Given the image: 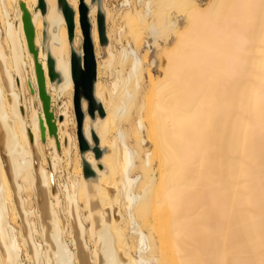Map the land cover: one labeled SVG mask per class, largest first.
<instances>
[{
	"label": "bare ground",
	"instance_id": "1",
	"mask_svg": "<svg viewBox=\"0 0 264 264\" xmlns=\"http://www.w3.org/2000/svg\"><path fill=\"white\" fill-rule=\"evenodd\" d=\"M113 1L0 0V264H264V0Z\"/></svg>",
	"mask_w": 264,
	"mask_h": 264
},
{
	"label": "water",
	"instance_id": "2",
	"mask_svg": "<svg viewBox=\"0 0 264 264\" xmlns=\"http://www.w3.org/2000/svg\"><path fill=\"white\" fill-rule=\"evenodd\" d=\"M79 22L81 26V31L83 35L82 49H83V57H82V66L79 65V62L75 56V54L71 53L70 55V71L71 78L73 81V107L75 111V117L77 122V128L80 127L81 122V114L79 111V90L80 94L88 99V112H92L93 101L91 95V82L94 76V58L92 47L89 39L88 32V23L86 20V9L83 4H79ZM66 22L69 31H71V21L70 15L68 13L65 14ZM23 29L26 37V41L28 46H31V27L28 22V16L26 13L22 15ZM36 71L37 84H38V92L39 95L43 96V88L41 82V76L38 69ZM50 77H53L54 73L52 71L49 72ZM44 108L47 107V100H44ZM78 145L80 149H84L86 144L80 139H78Z\"/></svg>",
	"mask_w": 264,
	"mask_h": 264
},
{
	"label": "rangeland",
	"instance_id": "3",
	"mask_svg": "<svg viewBox=\"0 0 264 264\" xmlns=\"http://www.w3.org/2000/svg\"><path fill=\"white\" fill-rule=\"evenodd\" d=\"M111 2L112 3H115L113 0H111ZM108 58H109V55L105 58V60H108ZM113 64V63H112ZM110 65V67H109V69L110 70H112V66L113 65ZM34 94V92H33V90L31 91V89H30V95H33ZM34 105H35V102H34ZM91 114H92V116H94V114H95V106L92 108V112H91ZM72 125H70V127H71ZM70 130L72 131V127L70 128ZM66 133H67V138L66 139H68L69 138V130L67 129V126H66ZM76 136H77V139H79V137H80V139L86 144V147L84 148V149H81L82 150V152H86V151H88V149H89V142L88 141H86V140H84V138H83V135H82V131H81V128H77V130H76ZM48 153H49V150L47 151ZM96 153V152H95ZM100 157V156H99ZM98 157V158H99ZM129 235V239L130 240H134V237L133 236H131L130 234H128Z\"/></svg>",
	"mask_w": 264,
	"mask_h": 264
}]
</instances>
